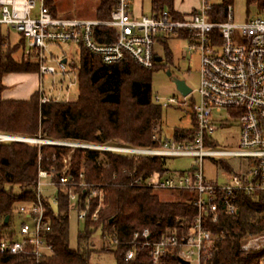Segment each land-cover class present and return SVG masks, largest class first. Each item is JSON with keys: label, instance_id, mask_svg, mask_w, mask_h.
Here are the masks:
<instances>
[{"label": "built area", "instance_id": "obj_1", "mask_svg": "<svg viewBox=\"0 0 264 264\" xmlns=\"http://www.w3.org/2000/svg\"><path fill=\"white\" fill-rule=\"evenodd\" d=\"M47 1L0 0V26L19 33L25 43L23 55L38 64L41 104L71 102L67 99L69 89L78 84L76 75L74 83L66 85V77L72 73V62L68 57L74 52L57 54L54 48L75 46L99 57L106 65L121 63L129 56L140 67L151 70L160 63L155 61L156 55L160 57L155 51L157 43L166 42L169 37L185 39L189 42L187 53L192 56L198 52L200 55L199 101H193L191 105L195 120L194 137L187 143L165 139L156 148H135L44 142L0 133V143L48 144L135 156L195 158L188 172L168 173L163 177L155 173L132 181L131 187L185 193L186 203L196 209V215L187 229L167 230L157 241L152 240L149 229L136 232L126 243L124 260L132 261L138 249H145L153 264L170 258L178 264H182L181 261L202 264L214 250L216 242L225 238L224 234L214 235L208 222H218L220 213L231 217L238 215L241 196L264 193V16L236 23L231 5H226L223 12H215L219 6L213 5L211 0H202L199 9L182 19H176L166 10L152 16L134 17L132 0H115V7L107 20L60 18L53 15ZM222 16L223 21L215 20ZM104 29L110 31V43L97 39L101 36L100 30ZM47 76L53 77L48 91L44 86ZM56 76L60 79L56 80ZM57 88L59 96L54 95ZM153 102L162 107L178 104L175 98L163 102L158 96H153ZM223 114L224 117L215 118V115ZM232 121L240 128L239 147L235 150L215 149L214 134ZM232 157L245 161L239 170L232 171L225 166L228 167L227 177L222 183L205 179V158L224 163L225 159ZM68 171L69 165L65 161L63 175L56 182L52 172L39 170L36 200L21 204L14 217L9 218L0 236V255L29 257L36 262L53 255L43 186L53 187L55 192L65 190L71 210H78L79 198L75 189L94 187L90 197L99 198L93 214V219H97L99 210L104 207L103 188L84 183L77 185ZM55 202L57 204V197ZM88 203L89 199L86 205ZM86 216V210L78 211L79 220L84 221ZM16 219L20 220L19 225L18 220L16 225ZM105 240L113 250L121 244L117 238L107 237ZM241 250L245 253L264 251V232L244 238ZM259 264H264V255Z\"/></svg>", "mask_w": 264, "mask_h": 264}, {"label": "trees", "instance_id": "obj_2", "mask_svg": "<svg viewBox=\"0 0 264 264\" xmlns=\"http://www.w3.org/2000/svg\"><path fill=\"white\" fill-rule=\"evenodd\" d=\"M172 1L154 0V9L162 11L167 7L176 19H182L173 13ZM51 2L47 1L50 8ZM225 3L215 8V12H223ZM114 7L115 0H101L96 18L109 19ZM215 20L223 21L224 17ZM100 33L99 42H111L109 30H100ZM7 38L0 26V90L6 74L38 72L34 60L17 61L11 55L3 54L2 47ZM21 43L24 48L23 38ZM78 49L79 62L78 65L75 63L78 70L77 99L41 104L40 95L36 93L27 101L3 100L0 102V133L56 142L158 147L165 140L164 107L153 102L151 84V74L158 66L144 69L129 56L121 63L106 65L99 57ZM161 60L156 55L155 61ZM194 126L193 116L192 129L176 130L174 140L190 142L194 137ZM65 161L69 165L67 174L77 185L84 183L103 188L104 207L99 210L97 219H93V214L99 198L90 197L94 187H77L78 211L86 210L87 216L83 221L84 230L78 236V247L72 250L69 244L70 200L65 190L58 189L57 213L49 197H45L46 216L51 224L48 238L53 244V255L39 262L29 257L0 255V264H90L94 252L90 239L98 229L103 231V240L110 237L121 242L116 250L104 249L114 255L116 264H153L145 249H138L136 257L126 262V243L144 229H149L152 240L157 241L167 230L187 229L196 215V209L186 203L185 193L180 192L176 200L164 201L156 191L130 186L135 178H147L155 173L161 177L167 175L165 158L9 142L0 143V236L5 228V218H13L21 204L36 200L39 170L52 172L54 181L58 182ZM208 228L214 235L224 234L225 238L216 242L214 250L202 264H259L264 251L245 253L241 250V243L248 236L264 232V193L241 196L238 215L231 217L220 213L218 222H208ZM160 264L178 263L170 258Z\"/></svg>", "mask_w": 264, "mask_h": 264}, {"label": "rangeland", "instance_id": "obj_3", "mask_svg": "<svg viewBox=\"0 0 264 264\" xmlns=\"http://www.w3.org/2000/svg\"><path fill=\"white\" fill-rule=\"evenodd\" d=\"M101 0H65L63 3V10H69L68 16L72 18L92 19L93 13L99 6ZM145 14L151 13V1L143 0ZM226 2V3H225ZM215 6L231 5L234 10V18L236 23H244L248 19L253 20L264 16V0H211ZM202 5V0H175V10L180 12H190L194 9H199ZM134 6V5H133ZM168 9V8H167ZM67 16V15H65ZM97 16V15H96ZM59 17L63 15L59 12ZM2 31L7 40L2 47L4 55H11L13 59L20 61H33L23 55V44L21 43V35L12 28L6 26L2 27ZM20 45V48L18 46ZM17 45V46H14ZM189 42L185 39L169 37L166 42L157 43L155 51L162 58L161 62L157 64L158 68L151 74L152 94L158 96L163 102L171 98H175L178 104L163 108V137L167 140H174V133L176 130H191L193 127V112L191 105L193 101H199V84H200V55L194 52L192 56L188 54ZM62 49H55V53L59 54L61 51L69 53L73 51L74 54L69 56V62H72L70 68L72 73L66 77V85L70 82L74 83L76 75L75 63L79 62V49L75 46L62 45ZM166 48V53H165ZM77 71V69H76ZM56 80L60 78L54 77ZM181 80L192 90V93L184 97L177 89L176 81ZM53 77L47 76L44 79L45 90L48 91L52 85ZM59 88L54 92V95L59 96ZM65 94V93H64ZM63 95V94H62ZM78 95V88L73 85L69 89L67 99L75 101ZM216 117H224L223 115H215ZM32 139V138H30ZM214 139L217 141L215 149L235 150L239 147L240 128L237 122L232 121L223 128H220L215 134ZM44 142H56L51 140L35 139ZM47 145V144H46ZM196 159L188 157H169L165 158L166 168L168 173H184L192 169ZM244 160L238 158L225 159L224 163L217 159L205 158L203 160L204 177L208 182L222 183L227 177L228 170L225 166L230 167L232 171H237L241 168ZM43 195L49 197L50 202L54 207L55 213L58 212V206L55 202L56 192L53 187L43 186ZM156 193L164 201H173L178 199L179 192L159 190ZM69 244L72 250L78 247V236L84 230V222L78 218V210L73 209L69 215ZM16 219V225H17ZM20 220H18V225ZM90 246L94 252L90 257V264H116L115 257L110 251L104 250L108 248L113 250L109 245L108 240H103V231L98 229L93 233L90 239ZM106 246V247H105Z\"/></svg>", "mask_w": 264, "mask_h": 264}, {"label": "crops", "instance_id": "obj_4", "mask_svg": "<svg viewBox=\"0 0 264 264\" xmlns=\"http://www.w3.org/2000/svg\"><path fill=\"white\" fill-rule=\"evenodd\" d=\"M150 1H151V4H150L151 13L149 15H146L144 13L145 10H144L143 0H132L131 11H132L133 16L134 17L152 16L153 14H156L157 12H159L154 9V5H153L154 0H150ZM63 3H65V0H52L51 11L53 15L59 17V12H60V14L63 15V18H72L68 16L69 10L62 9ZM174 4H175V0L172 1L173 13L180 15L182 18L190 16L192 13H194L197 10V9H194L190 12H180V11L175 10ZM98 7L92 14L93 15L92 19L96 18ZM163 10L169 11L167 7H164ZM77 19H82V18H77ZM2 86H3V89L0 90V102L3 100L27 101L34 94L39 92L40 77L38 75V72L37 73H9L3 76Z\"/></svg>", "mask_w": 264, "mask_h": 264}, {"label": "water", "instance_id": "obj_5", "mask_svg": "<svg viewBox=\"0 0 264 264\" xmlns=\"http://www.w3.org/2000/svg\"><path fill=\"white\" fill-rule=\"evenodd\" d=\"M65 62V61H64ZM176 86L178 91L184 96H188L191 93V89L186 85L184 81L177 80L176 81ZM9 222V217H6L4 220V225H7ZM182 264H189L188 262L181 261Z\"/></svg>", "mask_w": 264, "mask_h": 264}]
</instances>
